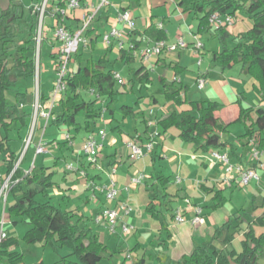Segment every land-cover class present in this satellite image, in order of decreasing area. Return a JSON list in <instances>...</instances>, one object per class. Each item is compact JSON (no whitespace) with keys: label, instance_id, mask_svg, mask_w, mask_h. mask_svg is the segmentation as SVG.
I'll use <instances>...</instances> for the list:
<instances>
[{"label":"trees","instance_id":"16d2710c","mask_svg":"<svg viewBox=\"0 0 264 264\" xmlns=\"http://www.w3.org/2000/svg\"><path fill=\"white\" fill-rule=\"evenodd\" d=\"M7 1V5L0 8V149L6 154L7 161L6 174L0 175V186L11 175L7 200L9 197L13 200L7 208V213L12 223L26 221L29 224V229L22 238L24 242L44 245L53 242L59 248L69 249V252L61 258L62 264H101L107 254L111 256L123 250L118 245L117 251H114L92 226L83 224L85 216L77 209L66 210L52 204L50 197L52 190L58 187L54 181L56 172L49 171L52 166H44L39 170L35 165L29 170L24 168L32 142L16 167L21 153L12 150L9 144L11 141L9 131L14 123H18L20 128L29 125L28 119L31 114L23 112L22 108L27 104L30 91L29 88L24 91L16 89L14 101L9 100L6 93L8 90L15 89L19 81L35 78L41 5L33 4L27 11L29 18L23 20L26 15L23 1ZM67 1L69 0H59L57 6L65 8ZM176 3L182 12L191 13L198 20V33L212 31L213 36L219 40L222 50L214 52V61L223 69L239 64L242 72L255 80L253 90L259 95L261 101H264V0H176ZM53 9L52 4L44 9L42 34L46 24L45 18ZM123 10L129 9L125 7ZM239 12L246 15L251 27L238 35L231 32L229 25L217 26L210 20L214 14H218L224 20L230 17L235 24ZM47 25L51 27L49 23ZM65 25L73 31L81 23L77 22L74 27L67 25L66 22ZM93 25L92 22L87 29L86 37L92 36ZM131 33L139 34L137 38L133 37L137 46L141 45L143 36L152 41L167 39L166 30L156 23H151L142 32L133 30ZM18 38L20 40L17 42ZM97 38L98 36L90 40L93 48L96 47ZM231 41L233 45L230 44ZM112 47H108L98 58L92 56L85 58L79 51L75 54L74 61L77 63V69L72 70L67 77V89L61 100L62 110L52 120L49 119L51 125L78 130L82 127L78 116L83 114L85 130L94 133V126L105 109L102 105L103 101H107L106 108L114 117L116 112L114 105L120 92L114 76L116 71L110 64L115 60L131 64L135 57L130 51L120 50V56L112 60L109 57ZM52 56L54 57V52ZM143 71H145L144 64L137 69H132L133 81L148 82L149 72L146 70L143 73ZM176 83L174 80L171 85H164L166 100L179 106L188 103L190 109L180 111L174 109L162 116L158 120L159 133L174 127L179 130L180 139L193 143L202 153L229 147L231 154L243 166L254 165L252 162L244 161L243 154L238 152V148L231 141L223 140L222 134L227 133L233 124H243L245 133L240 136L241 143L247 146L250 152V139L256 135L259 148L264 151V106H245L242 99H239L233 102L239 108L237 117L233 121L225 122L220 113L229 104L213 100L188 102L182 99L183 88ZM170 86L172 89L169 88ZM92 90L93 93H91ZM44 99L45 97L40 93L42 103L45 102ZM120 110L123 118L137 116L129 105H120ZM144 122L148 128L147 120ZM2 131L6 135L3 136ZM147 131L144 134L146 141L149 139ZM138 138L144 141L142 136ZM73 139L71 135V140ZM244 140H247L246 143ZM63 144L70 143L65 140ZM151 177L159 183L163 193L150 195L146 210L153 219H162L157 245L164 247L172 236L167 217L175 219L177 208L174 209L173 202L176 199L170 198L168 176L153 170ZM206 191L212 194L210 206L212 209L221 207L229 201V197L222 190L207 188ZM90 220L93 218L90 217ZM244 223V218L239 212L233 214L229 221L214 230L210 239L195 244L193 250L182 255L177 263L165 251L157 252L155 259L159 264H264V213L250 219L246 226H243ZM163 232L166 233V238L160 241ZM236 239L240 240L241 249L235 247ZM119 244L121 246V243ZM18 245L17 237L7 235L0 243V262L4 260L6 264H20L23 261V255L16 250ZM140 248V244H137L127 251L128 253L137 252ZM141 261L142 259H135L134 264H141Z\"/></svg>","mask_w":264,"mask_h":264},{"label":"crops","instance_id":"0c3cea01","mask_svg":"<svg viewBox=\"0 0 264 264\" xmlns=\"http://www.w3.org/2000/svg\"><path fill=\"white\" fill-rule=\"evenodd\" d=\"M101 0H87L84 2L85 4L78 9H68L66 11L65 22L67 25H71L74 27L77 22H83V16L87 12H89L88 5H92L98 7L100 5ZM58 4V3H57ZM56 4V6H57ZM54 6V5H53ZM174 6V8H173ZM127 7L133 16L134 23H135V30L136 32H142L146 27H148L151 23H156L157 25L163 27L167 33V44L172 46L177 43L180 37H183L185 40V32L181 29L176 34V36L172 37L169 29L166 27V23L172 22L173 18L176 16L178 18L183 17L186 13L182 12L181 8L177 5L176 0H109V3L103 6L99 12L96 14L93 20V28L94 32L92 36H88V44L84 45L86 49L91 51L90 55L94 58H98L99 56H95L93 54L95 47L91 46L90 40L92 38H97L96 48L98 47V42L100 39L103 42V34L108 32L113 26H116L119 29L128 30V27L117 20L118 13L123 11ZM56 10V9H55ZM55 10L53 9L49 16H46L45 22H49L51 26H53L54 14ZM176 12H180L181 16L176 14ZM242 14V13H241ZM193 15V14H192ZM194 17V16H193ZM241 17V20H240ZM245 17V18H244ZM48 18V19H47ZM184 19V18H183ZM47 20V21H46ZM232 27V28H231ZM251 27V23L244 16L237 17V22L235 24L229 25L228 28L234 35H238L241 32L246 31ZM196 32L190 31V36H192V40L187 42L189 46L187 48H179L176 50L165 49L162 54L160 55H153L148 63H138V65H132L130 67V76L127 81L124 80L122 83L125 88L124 92H128L129 90H135V88L141 89L142 87L149 88L156 80L158 81L164 88L165 92V84L171 85L174 81V77H176L179 81H176L177 85L183 88L181 92L182 99L190 101H203V100H213L219 101L222 99L223 96H227L229 107L234 108L236 104L233 102L237 100H241L245 106H264V101H261L259 95L256 96L254 101L251 104L246 105V93L244 82L245 78L242 77L244 73L241 70V66L234 65L230 69L237 68V73L234 76L231 72H227V69H223L217 62L214 61L213 56L214 52H221L222 48L219 47L215 49L211 54L209 52H201V56L206 55V58L210 60L208 64V68L203 69V61L199 63V56H197L194 52V36ZM139 34L132 35L133 37H138ZM148 41H152L148 39L142 43H148ZM186 41V40H185ZM104 43V42H103ZM117 42H115L112 46V51L109 53L112 54L118 48ZM141 43V44H142ZM204 44V43H203ZM88 46V47H87ZM192 47V48H191ZM108 47L106 46V49ZM204 48L206 50V45L204 44ZM119 49V48H118ZM188 49V50H187ZM190 49V50H189ZM120 50V49H119ZM54 52V51H53ZM52 52V53H53ZM104 50L101 52L103 54ZM51 53V54H52ZM53 57V56H52ZM190 57L196 60V66L190 67L187 62ZM118 57H115V59ZM144 64L145 71L148 70L149 72V81L140 83L138 81H133V73L132 69H137ZM72 70L77 69V63L74 61L72 62ZM176 66V67H175ZM221 67V70L219 69ZM239 67V68H238ZM195 70H194V69ZM218 69V70H217ZM116 72L119 73L118 70L114 69ZM143 71V73L145 72ZM142 73V74H143ZM120 74V73H119ZM141 74V75H142ZM121 76V75H120ZM204 77L206 79V84L208 87L205 91V96L199 99L195 96L196 92L194 93L193 90L198 87L197 82L199 78ZM54 80V77H53ZM195 80V81H194ZM247 81V80H246ZM255 80L252 79V85L250 88L253 90V84ZM118 84V82H117ZM121 84V83H120ZM212 84V85H211ZM40 85V82H39ZM246 85V84H245ZM53 87V82L50 90L47 92H43L41 95L45 97V102L43 104L48 105L50 102V95ZM205 87V86H204ZM26 88H29L26 87ZM172 89V87H169ZM119 92L121 89L117 87ZM254 91V90H253ZM39 88V94H40ZM255 92V91H254ZM192 96H189V95ZM257 94V93H256ZM29 97V95H28ZM63 97V96H62ZM62 97L56 102L53 108V116L51 120L62 110L61 100ZM165 97V93H164ZM159 98L152 95L149 99L150 103L152 102L154 106H160L159 108L155 109L154 116H149V111L139 112L137 110L138 106L140 107V101L137 102L136 106H133L128 103H124L119 101V103L114 105V109L116 110L114 117L110 114L109 109L106 108L105 104V113L102 115L100 120H103L106 125L104 126H94V133L97 134L99 130L106 131V137L103 140V148L99 154V158L97 164H90L89 161L85 158V156L81 152V147L79 148L78 156H76L75 164L70 163L67 165L66 170L62 176L61 182H56L58 187L53 188L51 193V200L53 198H57L59 201L62 200L63 204L67 206V208L61 207L62 203H59V207L66 210H72L69 208V204L73 201L72 196L77 193L80 196V205H78L77 211L85 216L83 224L87 223L94 228V230L100 235L99 232L105 231L103 236L106 237H118L117 242L120 241L123 250V254L120 255L121 259L123 258L122 264H134L135 259H142L141 264L147 262L148 258L149 261L155 260V255L159 251H165L171 255L172 259L179 260L182 255L190 253L194 245L200 243L204 240H208L211 238L214 230L224 224L225 222L229 221L230 216L232 214H236L237 211L233 209L232 211L228 210V205L232 202L235 198L236 190H240L243 192V196L249 197L251 191H246L244 187L237 186L236 183H233L231 186L225 185L222 183V179L225 176V170L223 164L219 161L211 159L209 157V153H202L196 149V146L193 143H188L183 141L178 137L179 130L176 128H171L168 131L162 130L161 133L154 139V147L151 151H147L145 157L142 159L133 162L129 159L130 149L128 147V141L133 139L137 136H142L143 142H146L145 133L150 135L151 132L158 130L159 132V125L158 120L166 115L171 110H182V109H190V105L185 103L181 106L175 104L172 101H167L165 98L164 107L160 105ZM35 101V97L33 102ZM104 102V101H103ZM102 102V104H103ZM221 102V101H219ZM222 103H224L222 101ZM34 104V103H33ZM129 105L133 108V111L137 114L134 118L131 116H127L123 118L122 111L120 110V105ZM57 106V107H56ZM226 109V108H225ZM223 109V110H225ZM22 111L25 113H30L31 117L28 119V126L24 128H20L18 123H14L12 128H16L18 135L15 137L9 136L11 140L13 138H18L22 142L24 139L27 138L28 133L31 129L34 117V108L31 110L29 107V101L27 104L22 108ZM239 113V108L237 111V115ZM121 115V116H120ZM229 117L231 119L224 120L225 122L233 121L236 117ZM221 116V115H220ZM120 117V118H119ZM222 118V117H221ZM40 119V123L39 120ZM50 120V122H51ZM144 120L148 122V128L146 127V123ZM150 121H153V124H149ZM42 122V123H41ZM48 121L46 123V119L42 116H38L36 121V129L45 128L47 126H52L58 130L64 129L67 132H70L73 139V143L75 141V136L71 129L74 128H58L55 125H51ZM40 124V125H39ZM234 125V126H233ZM231 127L240 126L242 133L239 137L233 138L227 137L226 133L222 134L223 140L231 141L234 146L238 148V152L243 154L244 161L251 162L250 152L247 146H244L240 141V136L245 133V127L243 124H233ZM35 129V130H36ZM81 129V128H80ZM79 130V129H78ZM228 132H232V129L229 128ZM44 132L36 139L34 138L33 147L35 152V145L41 140L45 145L51 144L54 145L56 138L50 139L49 141H45L42 137ZM4 136L6 135L4 131L1 132ZM89 132L86 131V135L84 137V141L87 137ZM229 134V133H228ZM135 136V137H133ZM257 139V136L254 135ZM247 140H244L246 143ZM61 140L59 146H65L67 148H74V144H63ZM84 143V142H83ZM11 146V142L9 143ZM259 146V143H258ZM12 150L13 147L11 146ZM218 151L222 153H227L230 157V160L233 164H241L232 154L229 147L219 148ZM17 152V151H16ZM6 154L3 153L0 149V175L4 176L7 171V161L5 159ZM264 160V153L262 156ZM60 160L56 159L54 165H59ZM72 166V168L70 167ZM113 166H117L116 174L119 172L120 168H123V172L121 175H115L117 188L119 190L118 197L113 202H108L105 199V196L102 192H100L96 186H101L103 184L108 183L109 176L108 174L111 171ZM33 167V165L29 166V160L27 158V162L24 165L26 170H29ZM44 167V166H42ZM125 168V169H124ZM85 170L87 175H82L80 170ZM153 170H157L168 176L170 178V187L169 192L171 194L170 198L176 199L173 202V207L178 208L182 207L185 209V217L187 221L185 222H177L175 219L168 218L169 228L171 231V239L166 242V245L163 247L157 245V240L160 237V228H161V220L153 219L146 210V206L148 200H145V194L147 193L150 195H155L156 193L162 194V188L159 186V183L156 182L152 177L151 173ZM49 171H55V169H50ZM137 172H143L146 175V181L143 183V187L138 186H128L130 185V178L136 174ZM264 170H259L260 180L262 178V174ZM180 177L181 181L177 182L176 178ZM259 180V181H260ZM257 180H253L252 182H258ZM250 183L248 185H250ZM224 185V186H223ZM145 187V188H144ZM207 188H216L217 190H222L226 196L229 197V201L216 209H212L210 206L212 205V194L206 191ZM134 189V190H133ZM137 189V191H136ZM133 190V191H132ZM252 190V189H251ZM230 191V195L227 192ZM134 192V193H133ZM136 193V194H135ZM263 193V192H262ZM134 196V197H133ZM253 196V195H252ZM186 198H189L192 203L199 204L203 207V212L206 218L205 224L200 226H194L189 220L191 217V211L188 208V203H186ZM253 196V200H254ZM259 198V196L257 197ZM256 198V199H257ZM12 197H9L6 204L4 201H0V218L4 215L5 216V230L7 231L8 236H15L19 239V245L17 246L16 250L23 255V261L20 264H46L45 258L48 255V259H53L51 264H62L61 258L58 259L56 257V253L58 250L63 249L59 248L53 242L44 245L43 243H36V244H29L22 240L25 232L29 229V224L25 221L21 223L14 224L12 223L9 215L7 213V208L9 204L12 202ZM126 201L129 205L132 206L133 210L130 215L124 216L123 220L132 224L134 226L133 231L130 233L135 237L134 246L140 244L141 248L137 252L128 253V249H132L128 246L127 252L125 251V241L122 238V234L116 232L111 233L107 224L103 223L101 225L94 223L93 220H90V217L94 218L103 207L109 206H117L119 203ZM55 202H52L53 205ZM84 203V211L79 209V206ZM135 204L136 207L133 206ZM71 205V204H70ZM236 206V205H235ZM258 206V205H257ZM86 209H91V214L88 216ZM74 210V209H73ZM241 212V211H240ZM243 226H246L244 223ZM215 228V229H213ZM120 229V228H118ZM117 229V230H118ZM166 233L163 232L161 235L160 241L166 238ZM198 240V241H197ZM113 241V240H112ZM110 242V241H109ZM23 243L31 245V247H35L37 249V254L39 253L36 259H29L27 254L25 255L22 252L21 247ZM111 243V242H110ZM149 244V245H148ZM119 245V244H118ZM114 248V244L111 245ZM153 247L154 253H152L149 247ZM167 249V250H166ZM173 249V250H171ZM150 253V254H149ZM128 257V259H127ZM35 260V261H34ZM6 264L5 261H1L0 264Z\"/></svg>","mask_w":264,"mask_h":264},{"label":"built area","instance_id":"2783aa9c","mask_svg":"<svg viewBox=\"0 0 264 264\" xmlns=\"http://www.w3.org/2000/svg\"><path fill=\"white\" fill-rule=\"evenodd\" d=\"M87 0H69L66 3L65 8L58 7L55 10L54 20H53V29L55 33V38L58 42V45L53 47L54 51V80L53 87L50 95V102L48 105L43 104L40 101L39 94V54L40 49H37L36 62H37V72H36V95L34 101L35 113L33 117V123L30 129V134L27 139V148L29 144L33 140V133L36 127V121L38 116H42L46 119V123L53 116V108L56 102L63 96L64 92L67 89V77L70 72H72V66H70L73 62V57L76 53H78L80 49L81 43L84 45L88 44V38L85 33L87 29L90 27L93 22L96 14L99 10L109 3V0H101L100 5L98 7L90 6L89 12L84 14L83 22L81 25L75 30L71 31L65 25V16L66 11L68 9H78L81 8ZM43 15L44 10L41 11L40 15V24L42 26L43 23ZM117 20L123 22L128 30L119 29L116 26H113L108 32L103 34V42L107 47L112 46L115 42H117V46L120 50L130 51L131 54L137 58L140 56V60L142 63H148L153 55H160L163 53L165 49L176 50L179 48H187L189 44L184 40L183 37H180L176 44L169 46L166 40H158V41H148L144 47L140 49V46H137L133 41L132 31L135 30V23L130 10H123L118 13ZM211 22L216 24L217 26L227 24L232 25L233 20L230 17H227L225 20L221 19L218 14H214L211 17ZM194 52L197 56L200 57L201 49L204 47V44L198 40L197 35L194 36ZM142 42L148 40L145 36L142 38ZM40 47V44H39ZM141 53V54H140ZM201 60H199V63ZM118 83H124L123 78L120 76L118 72L114 74ZM175 81H179L176 77H174ZM206 84V79L204 77L199 78L197 85L199 89L204 88ZM93 93V90L91 91ZM155 109H150L149 116H154ZM149 124H153V121H150ZM159 135L158 130H155L150 133L149 139L146 142H142L138 136L130 139L128 141V147L130 149L129 159L133 162H136L143 157H145L147 151H151L154 147V139ZM106 137L105 130H99L97 134L89 133L82 145L81 152L87 158V160L91 164H97L99 154L103 148V140ZM64 139L69 141L72 145L73 141L71 140V134L65 133ZM250 154L252 156L251 162L254 165L249 167H245L242 164H233L230 160V157L227 153H222L217 149H213L209 153V157L216 161H219L224 166L225 176L223 177L222 183L225 185L231 186L233 183H236L237 186L244 187L248 185L253 180H260L259 170L264 169V160L262 159L264 151L261 150L258 146L257 139L252 137L250 139ZM35 153L41 154L46 151V145L40 140L35 145ZM26 151V150H25ZM24 151V153H25ZM24 153L20 156L16 167L21 162V159L24 156ZM72 168V166H70ZM116 170L117 166H113L111 168L109 176V181L106 184L101 186H96V188L103 193L106 201L113 202L117 199L119 190L117 188L116 183ZM82 175H86L85 170H80ZM11 175H9L4 182L0 186V201L3 200L4 204L7 202L8 193L10 190L11 183ZM146 179V175L143 172H137L130 178V186L140 185ZM177 182L181 181L180 177L176 178ZM186 203H188V208L191 211L190 222L194 226H200L205 224L206 218L203 212V207L199 204H194L191 202L189 198H186ZM133 208L126 201L119 203V205L113 206H105L101 209V211L93 218L94 223L103 224L106 223L111 233H116L117 229L120 228L123 234H129L133 231L134 226L129 224L128 222L123 220L124 216H128L131 214ZM185 209L182 207H178L175 211V220L177 222H185L187 221L185 217ZM122 234V235H123ZM7 231L5 230V216L3 215L0 218V243L3 239L7 237Z\"/></svg>","mask_w":264,"mask_h":264},{"label":"rangeland","instance_id":"374dc122","mask_svg":"<svg viewBox=\"0 0 264 264\" xmlns=\"http://www.w3.org/2000/svg\"><path fill=\"white\" fill-rule=\"evenodd\" d=\"M22 1H23L25 10H26V15H25V18L23 20H26V18L27 19L29 18L27 11H29V8L33 4L38 3V5H41V11H43L45 8H48L51 4H52V6L54 5L53 6L54 10L57 9L58 6H56V4L59 2V0H22ZM7 2H8L7 0L6 1L0 0V8L6 6ZM173 8H174V6H173ZM176 14H177V16L178 15L181 16L180 12H176ZM242 14L244 16H246L243 12H242ZM242 14H241V12H239L238 16H241ZM240 20H241V17H240ZM40 23L41 22H39L38 34H37L38 35L37 36V49L41 48V53L39 54L40 65L38 68V73H39V82H40L39 88L41 91L40 93L42 94L45 91L48 92L52 86L53 77H54V57H52L51 53L54 50L53 47L58 45V42L55 38L54 29L52 28V26L50 27L49 25H47V23H49V22H47L45 24L43 34H42V26ZM121 23H123V22H121ZM166 27L169 29L172 37L176 36V34L179 32L180 29L182 31H186L184 34L186 42H190V40H192V36H190V31L196 32L198 40H200L202 43H204L207 47L206 50L204 47L201 49V51H203V52L206 51L205 53L209 54V52H210V54H211L215 49H218L219 47H221L219 40L213 36L212 31L199 32V33L197 32L198 20L195 17H193V15L191 13H186L183 17H180V18L175 16L173 18L172 22L168 21L166 23ZM195 39L196 38H194V40ZM19 40H20V38L17 39V42ZM39 44L41 47H39ZM230 44L233 45V41H231ZM145 45H146V43H142L140 45V49L142 47H144ZM12 47H13V45H12ZM103 50L104 51L106 50V45L100 39V42H98V47L97 48L95 47L93 54L95 56H100L102 54L101 52ZM79 52L83 53V56L85 58L91 56L90 55L91 51L89 49H86L83 43H81V45H80ZM36 55H37V50H36ZM119 56H120V50L118 48H116V51H114L112 54L109 55V57L112 60H114L115 57H119ZM199 58H200V60L203 61L202 68L203 69L208 68V64H209L210 60L208 58H206V55L204 54L202 57L200 54ZM140 62H141L140 56H138L137 58H135V60L133 62H131V64L123 62L121 60H117V61L115 60L110 65L112 66V68L119 71L123 80L127 81L129 76H130V73H129L130 67L132 65H138V63H140ZM187 64L190 67H192V66H196L195 64H197V63H196V60L194 58L190 57ZM238 66H240V65L238 64ZM218 69H219V67H218ZM220 70H221V67H220L219 71ZM227 70H228L227 72H231L234 76L237 73V68L233 69V71H230V69H227ZM35 77H36V75H35ZM242 77L247 80V81L245 80V82H244L246 84V85L244 84V87L246 89L245 91H247V92H245L246 93L245 94L246 95L245 104L249 105L252 103V101H254L257 94L252 90V88H250V86L252 85V78L249 76H246L245 74L244 75L242 74ZM28 86H29V91H30L28 94L29 95V97H28L29 107L31 108V110H33V108H34L33 99L36 95V89H37L36 78L33 77V78H30L27 80L19 81L17 87L13 90H8L6 95H7V98L9 100L14 101L15 96H16V89L19 91H24L26 89V87H28ZM117 87H119L121 89V91H123V92L118 93V95H117V104L119 103V101H121L124 103L131 104L133 106H136L137 102L140 101V103H139L140 107L138 106L137 110L139 112H142L144 110V111H146V113H148V111H150V109H152V108L157 109L160 107V106H154V104L152 102L150 103L149 99L153 95V96L160 99L159 103L161 106L164 105V103H163V102H165L164 88L156 80L153 82V84L151 86H149V88H146V87H142L141 89L135 88V90H133V91L129 90L128 92H124L125 86L123 84L118 83ZM207 87H208V85H205V87L202 89H199L198 87L195 88V90H193L194 93L196 92L195 96L198 97L199 99H201V97L205 96V91H206ZM189 96H192V95L190 94ZM219 101H221V102L223 101L224 103L228 104V102H226V101H228L227 96H223V98L219 99ZM106 102L107 101L103 102V104H102L103 107H105ZM34 111H35V108H34ZM237 111H238V106H235L234 108L227 106L226 109L220 113V115H221L223 120H228V119H231L229 117H235L237 115ZM104 113H105V111H103V114ZM84 120H85V116L83 114H80L78 116V121L82 125L81 129H79V130L71 129V132H73V134L75 136V141L73 143L74 144L73 149L72 148L69 149L65 146H59V143H57V142H60L61 140L63 141L64 134L66 133V131L64 129L58 130L56 128H53L50 125L45 128V131H43V128L42 129L37 128L33 133V140L31 143V148H30V150L26 156V158H28V160H29V166L35 165L38 170L42 166H52L50 169L56 170V173L54 175V181L61 182L62 176L64 174V171L66 170L67 165L70 163L75 164L76 158H77L76 156H78V152H79L78 150L84 142V137L86 135V130L84 128ZM38 121L40 123V119ZM104 125H106V123H104L103 120H99L96 124V126H104ZM231 126L229 128L232 129V132H227L226 136L227 137L232 136L233 138L237 139L239 137V135L242 133L241 129L239 128L240 126H235L233 128ZM228 131H229V129H228ZM42 132H44L42 135L43 136L42 138L46 142L49 141L50 139H53V138H56L57 140L55 141L54 145H51V144L46 145V151L45 152H43L41 154H36L34 152V147L32 144L34 142V138L36 139V137L40 136L42 134ZM9 133H11V136H13V137H15V135H18L16 128H11ZM29 134H30V131L28 133L27 138L24 139L23 142L21 140H19L18 138L17 139L13 138V140L10 141L11 146L13 147L14 151H17V153H21V155L24 153L25 146L27 144L26 142H27V139L29 137ZM263 134H264V132H263ZM250 156H251V154H250ZM56 159L60 160L58 166L54 165V162ZM251 159H252V156H251ZM122 172H123V168H120L119 172L116 175H121ZM146 179H145V181H146ZM143 184L144 183H141L139 186L143 187L144 186ZM136 186H138V185H136ZM244 189L246 191H251L252 194H250L249 197L245 198L243 196V192H241L240 190H236V193L234 196L235 199L229 203L228 210L232 211L233 209H235V211H237L236 213L239 212L240 215L242 216V218H244L245 224H248L250 219H253L257 215L264 213V173L262 174V178L258 182V184H257V182H252V183H250V185L244 186ZM136 191H137V189H136ZM144 194H145V200H143V201L145 203V201H147L149 198L148 191H147V193L144 192ZM227 194L230 195V191L227 192ZM252 195L256 198L259 196V198H257V199L254 198V200H253ZM72 198H73L72 199L73 201L70 202L71 205L69 204V208L75 209L78 207V205H80L81 198L79 195H77V193L74 194L72 196ZM51 202H55L54 204H56L57 206L59 205V203H62L61 207L67 208V206L63 204V201L62 200L59 201L57 198H53L51 200ZM133 206L136 207L135 204H133ZM79 209H81V211H84V203H82L81 206H79ZM85 210L87 211V213H88L87 215L89 216L91 214V209L85 208ZM22 222H25V221H22ZM19 223H21V222H19ZM213 229H215V228H213ZM117 232L119 234L120 233L123 234L120 229H118ZM99 233L101 234V239L104 242H106L110 246V248H112L111 245L114 244V246H113L114 248H112V249H114V251H117L118 244L120 243V241H118V242L116 241V240H118V237H112V238L106 237L105 238L103 236L105 231H101ZM122 238H124V240H126L125 241V247H124L125 251L127 250L128 246L130 248L133 247L134 242H135V237L132 234L131 235H130V233L129 234H123ZM234 245L236 248L241 249V243H240L239 239H236V242ZM119 247H122V245L120 246V244H119ZM149 248L152 250L151 252L154 253L153 247L151 246ZM20 250H22V252H24L25 255L27 254V257L31 260L36 259L39 255V253L37 254V249H35V247H31V245H28L26 243H23ZM171 250H173V249H171ZM68 252H69V249H66V248L60 249L57 251L56 257H58V259L62 258V256L67 254ZM123 253L124 252H121L119 254H113L111 256L110 255L108 256V254H107V256H105V258L103 259L101 264H122L123 258L121 259L120 255ZM71 258H73V257L71 256ZM127 259H128V257H127ZM51 261H53V259H51V258L48 259V255H47L45 258V263L51 264L52 263ZM175 263H177V260H175ZM144 264H159V263L155 260L149 261V258H148L147 262Z\"/></svg>","mask_w":264,"mask_h":264},{"label":"water","instance_id":"95a60500","mask_svg":"<svg viewBox=\"0 0 264 264\" xmlns=\"http://www.w3.org/2000/svg\"><path fill=\"white\" fill-rule=\"evenodd\" d=\"M27 149V144H26V146H25V150Z\"/></svg>","mask_w":264,"mask_h":264}]
</instances>
